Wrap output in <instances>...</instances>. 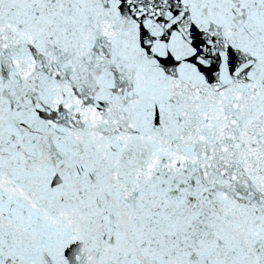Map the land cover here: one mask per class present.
Returning a JSON list of instances; mask_svg holds the SVG:
<instances>
[{
	"label": "snow or ice",
	"instance_id": "snow-or-ice-1",
	"mask_svg": "<svg viewBox=\"0 0 264 264\" xmlns=\"http://www.w3.org/2000/svg\"><path fill=\"white\" fill-rule=\"evenodd\" d=\"M0 264H264V0H0Z\"/></svg>",
	"mask_w": 264,
	"mask_h": 264
}]
</instances>
